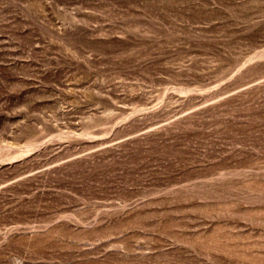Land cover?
<instances>
[{"label":"rangeland","instance_id":"374dc122","mask_svg":"<svg viewBox=\"0 0 264 264\" xmlns=\"http://www.w3.org/2000/svg\"><path fill=\"white\" fill-rule=\"evenodd\" d=\"M0 264H264V0H0Z\"/></svg>","mask_w":264,"mask_h":264}]
</instances>
